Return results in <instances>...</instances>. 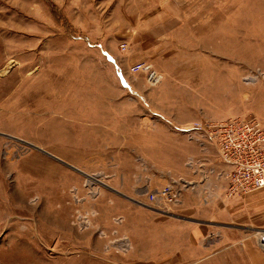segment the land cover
<instances>
[{
    "label": "rangeland",
    "instance_id": "rangeland-1",
    "mask_svg": "<svg viewBox=\"0 0 264 264\" xmlns=\"http://www.w3.org/2000/svg\"><path fill=\"white\" fill-rule=\"evenodd\" d=\"M238 117L264 119V0H0V264L232 262L146 192Z\"/></svg>",
    "mask_w": 264,
    "mask_h": 264
},
{
    "label": "crops",
    "instance_id": "crops-1",
    "mask_svg": "<svg viewBox=\"0 0 264 264\" xmlns=\"http://www.w3.org/2000/svg\"><path fill=\"white\" fill-rule=\"evenodd\" d=\"M200 149L214 156L204 161L193 155L191 160L184 162L182 174H169L161 185L171 182L184 185L180 203L170 209L173 213L169 220L176 227L184 228L189 245L203 248V254L207 253L203 258L213 260L211 258L217 259L232 251L235 260L226 263L230 259L225 255L224 264H264V251L258 244L259 236L264 235V188L239 197H228L226 181L215 178L216 173L228 167L212 145ZM147 185L149 189L157 188L152 181ZM201 258L198 256L195 260Z\"/></svg>",
    "mask_w": 264,
    "mask_h": 264
},
{
    "label": "built area",
    "instance_id": "built-area-1",
    "mask_svg": "<svg viewBox=\"0 0 264 264\" xmlns=\"http://www.w3.org/2000/svg\"><path fill=\"white\" fill-rule=\"evenodd\" d=\"M125 49V45L121 46ZM130 71H146L150 85H155L161 76L145 63H136ZM189 141L200 148L215 147L218 157L228 167L217 176L226 181L228 197H239L264 188V119L238 117L224 121H197L182 130ZM184 185L167 183L149 189L147 200L153 207H175L180 203ZM264 251V235L258 239Z\"/></svg>",
    "mask_w": 264,
    "mask_h": 264
}]
</instances>
